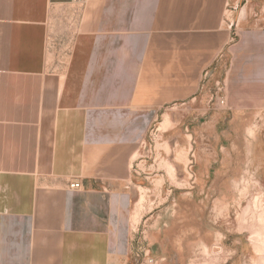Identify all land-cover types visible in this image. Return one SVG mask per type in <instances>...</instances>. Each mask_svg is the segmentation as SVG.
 Instances as JSON below:
<instances>
[{
  "label": "crops",
  "instance_id": "crops-1",
  "mask_svg": "<svg viewBox=\"0 0 264 264\" xmlns=\"http://www.w3.org/2000/svg\"><path fill=\"white\" fill-rule=\"evenodd\" d=\"M204 8L0 0V264L131 262L118 187L131 158L114 150L132 126L121 119L177 96V63L205 40Z\"/></svg>",
  "mask_w": 264,
  "mask_h": 264
},
{
  "label": "rangeland",
  "instance_id": "rangeland-1",
  "mask_svg": "<svg viewBox=\"0 0 264 264\" xmlns=\"http://www.w3.org/2000/svg\"><path fill=\"white\" fill-rule=\"evenodd\" d=\"M202 1L204 42L182 62L175 52L177 96L121 119L123 264H264V0Z\"/></svg>",
  "mask_w": 264,
  "mask_h": 264
},
{
  "label": "built area",
  "instance_id": "built-area-1",
  "mask_svg": "<svg viewBox=\"0 0 264 264\" xmlns=\"http://www.w3.org/2000/svg\"><path fill=\"white\" fill-rule=\"evenodd\" d=\"M78 1L87 2V0H78ZM80 186H81L80 181L74 180L72 183H70V188H79ZM110 264H114V263H110Z\"/></svg>",
  "mask_w": 264,
  "mask_h": 264
}]
</instances>
